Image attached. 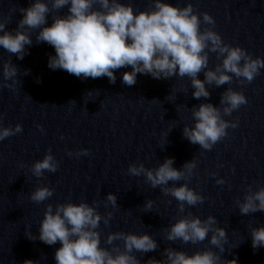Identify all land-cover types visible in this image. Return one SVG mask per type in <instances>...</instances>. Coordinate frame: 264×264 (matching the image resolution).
<instances>
[{"label": "clouds", "instance_id": "1", "mask_svg": "<svg viewBox=\"0 0 264 264\" xmlns=\"http://www.w3.org/2000/svg\"><path fill=\"white\" fill-rule=\"evenodd\" d=\"M67 5H70L68 15L61 17L56 14ZM19 11L24 15L14 33L6 30L8 20L0 19V33H3L0 35V46L23 59L27 51L25 46L32 44L31 31L41 29L36 42L53 46L56 53L50 56L48 67L64 70L78 78L106 76L114 84V70L131 66L132 71L123 73L122 77V82L127 86L136 84L138 73L150 74L154 79L178 75L190 79L191 87L195 89L192 95L200 99L210 97L206 85L220 87L231 84L233 76L241 84L251 83L264 68V59H254L245 49L225 43L211 27L202 30L201 24L214 25V18L207 12L198 13L191 3L178 7L164 0H152L149 9L136 12L131 3L121 0H35L30 7ZM49 13L53 14V23L42 27ZM209 53H215L217 59L221 60L214 69L209 68ZM17 72L10 60L4 62V79L12 83L3 87L15 88ZM201 72H204V80L198 78ZM247 102L242 92L228 87L221 94L219 107L211 103L194 106L191 109L194 126H184V138L202 149L211 150L227 135L229 127L237 126L235 122L223 119L222 114L229 116ZM22 130L21 124H16L14 128L0 126V141ZM68 155L73 153L69 152ZM76 155H88V150L82 149ZM173 164L174 158H166L155 169L146 168L142 163L131 164L128 172L132 176L143 175L152 188L159 187L164 195L175 198L178 211L183 213L185 205L194 207L203 203L205 198L187 183L175 186V182L187 180L193 174L195 159L186 162L180 170L174 168ZM57 170L58 162L51 149L30 169L37 178L42 177L45 171L55 173ZM169 182L173 186L169 187ZM216 183L224 184L225 181L218 179ZM52 195L53 189L43 186L36 188L30 199L39 204ZM106 200L113 207L118 206L115 194L109 193ZM153 203L149 199L143 207L151 210ZM236 203L242 215L264 212V187L253 192L249 186L243 202L238 200ZM111 217V212L102 216L97 207L83 201L79 204H57L55 210L52 204H48L39 237L31 232L26 235L31 240L38 238L47 245L59 241L62 247L55 252L56 264H140L133 255L134 251L147 253L157 249L158 244L152 236L131 232L110 233L105 240L108 245L123 240V250L119 246L111 249L101 247V234L97 229L102 220L107 225ZM217 224L214 216L209 215L202 220L189 212L165 229V238L172 242L179 240L183 244H198L211 233L209 243L218 248L219 253L205 249L188 255L184 251L167 248L164 253L166 261L150 259L147 264H237L235 259L222 260L220 254L225 251L228 237L225 228ZM251 237L254 250L264 246V227L252 228ZM24 264L34 262L27 260Z\"/></svg>", "mask_w": 264, "mask_h": 264}]
</instances>
